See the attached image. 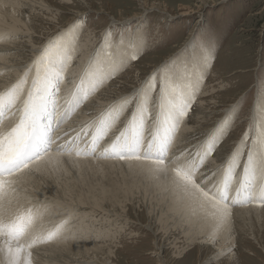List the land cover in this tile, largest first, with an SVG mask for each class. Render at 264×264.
I'll use <instances>...</instances> for the list:
<instances>
[{"label": "snow or ice", "instance_id": "snow-or-ice-1", "mask_svg": "<svg viewBox=\"0 0 264 264\" xmlns=\"http://www.w3.org/2000/svg\"><path fill=\"white\" fill-rule=\"evenodd\" d=\"M77 27L48 41L20 78L0 91V264H33L34 248L54 243L70 230L71 217L45 224L47 207L19 203L23 178L48 166L59 167L62 157L139 165L151 177L162 178L192 214L214 222L213 240L215 232L230 225L234 207L264 208V107L257 108L239 140L217 155L221 163L214 168L208 167L209 160L229 135L232 116L191 150H172L203 79L198 65L154 73L141 89L74 130V135H57L60 125L124 62L123 53L111 51L108 33L79 81H68L73 86L60 105L61 85L79 39ZM11 38L0 35V41ZM130 59H136L135 53ZM10 116L16 118L5 127ZM63 137L69 138L57 143Z\"/></svg>", "mask_w": 264, "mask_h": 264}, {"label": "rangeland", "instance_id": "rangeland-1", "mask_svg": "<svg viewBox=\"0 0 264 264\" xmlns=\"http://www.w3.org/2000/svg\"><path fill=\"white\" fill-rule=\"evenodd\" d=\"M52 1H55L56 6L60 8V11L57 9L60 26L66 22L70 13L83 12L80 13L81 18L77 22L83 33H80L79 28H76L75 31L78 37L81 34L80 37L83 38H86L85 34L88 31L89 38L92 40L89 50L83 49L81 54L72 52V62H74V57L75 62L73 63L72 73H70L68 77L66 74V77L68 81L73 82H75L74 77L80 76L77 74L84 71L87 66L90 60L89 58L87 59L88 52H91V48L95 49L94 47L97 46V43L99 44L98 47H96V52L103 48L105 40L100 39L99 35L107 28L110 19L133 17L132 15H134V13L138 15V13L142 11L143 4V0ZM146 1L148 6L150 3H155L154 5L156 8L160 10L167 9L169 12H175L179 4H185L191 6V10H194V12L186 17L187 19L176 17L174 19V17H172V20H170L169 18H164L162 12L157 14V12L154 13L151 11L150 15L144 19L145 23H141L144 24L139 27L142 29L141 31H132V29L138 26L137 24H134L131 28L128 26L129 24L114 25L112 28L108 27L110 28L108 33H111L109 38V43L112 45L111 51L115 54L118 51L123 53L125 50L130 52V54H128L126 58L128 63L124 64L123 67L119 66L115 74L103 84L117 79L123 81V79L127 77L123 75L125 72L124 70L127 68V71H132L133 73L132 77L134 78L130 80V88L132 89V87L134 88V86H136L137 88L133 92L135 93L146 84L148 78L154 73L161 72L165 68L175 71L181 69L183 66H188L191 69L195 62H201V68H198V70L199 75L202 76L203 79L197 91L198 93H196L195 102L188 115L185 117V120H187V125L189 126H198L196 121L193 122L196 117H198L201 122L203 121L205 123L203 129H212L218 125L217 122L219 119L226 117L222 112V107L229 103H234V111L230 113V116L234 118V123L231 125L230 133L224 141L225 145H222L217 153V155L224 154L228 148L239 140L246 130L249 122L256 114L253 113L256 107L252 106L256 103L257 96L264 93V0ZM165 4L167 8L164 6ZM88 9L92 11L85 14ZM199 9L200 11H198ZM29 10L28 12L25 11L27 15H31L29 14ZM152 10L156 11V9ZM70 30H73V26L60 33H54L51 40L58 34H63ZM11 37L17 38L18 36L15 35ZM145 43L148 45L150 44L149 47L145 48ZM43 44L44 47L47 43L43 42ZM130 45H134V47H130ZM190 45L196 48H190ZM193 50H197L198 54L193 53ZM132 53L136 55V59L134 60L130 59ZM199 54L201 59H199ZM30 81L31 77L29 78V82ZM120 83L121 82H115L117 85L115 89L121 87L119 86ZM72 86L71 83H68L63 92H68ZM111 88L114 89V86H111ZM203 88L206 91L200 93V90ZM100 89L98 91H100ZM97 92L93 95H97ZM60 94H65L64 97L67 95V93ZM201 95L203 98L206 96L204 98L205 100H201ZM90 98H88L87 101H89ZM87 101H85L84 104H87ZM115 103L117 102L113 104ZM200 106L203 107L202 112L199 111ZM81 110L82 108L80 107L74 120L66 124V130L72 128V124L79 113L82 112ZM204 115H206L205 119ZM190 117L193 118L190 119ZM86 122L84 121L83 124ZM67 127H69V129ZM199 127L200 126H198V128ZM205 133L206 132L201 133L204 134L201 138L205 137ZM194 140L195 138H189L187 140V145L189 146L191 144L190 150L193 145H195ZM217 155L214 153L213 156L217 157ZM220 163V160L217 159L215 164H208V167L214 168ZM213 165L214 167H212ZM87 166L89 165H86V167L84 166L82 171L85 170V168L86 170H91H88L89 172L83 171L84 173L88 172L90 177L94 173L92 176L96 178L101 175L100 177L103 179L100 177L97 179L104 180V182L110 181L111 178V180L116 182L117 180L122 182L130 178L128 173L132 174L134 169L136 170V168L131 169L129 166H114L113 168L110 166H100L98 164L90 166L91 168H87ZM78 169L77 172H79ZM130 169L132 171H130ZM122 171L125 172L126 175ZM136 172L140 174L141 177H139L143 178L142 180L145 179L146 176L144 177V175L147 174L141 175L142 173L139 171H134L133 176L137 177V175H135ZM122 173L124 175L121 177ZM104 174L107 175L105 176ZM127 176H129V178ZM161 179L153 178L149 180V182L151 181V183L155 184H152L153 186L151 185V187L150 183H147L149 186L146 187L145 182L147 181L145 180L147 179H145V182L142 181L143 185H141L139 189H141V187H144V189L146 188V190H144L146 194L141 189L139 190V196L137 193L135 195L136 197L133 196V198H131V200L134 198L136 200L134 199L131 201L128 199L124 201L123 206H125V212H121V214L123 215V219L129 222L128 226L125 228L127 232L123 237L119 236V239H116L117 242L110 238L105 242L113 241L109 246H113L111 248V257L115 260L116 264H264V209L263 211H261L262 209L260 211H249L250 213H244L245 216L243 215V217L232 215L231 223L227 226L230 228L227 232L229 235L225 236L221 234L220 229L215 232V239L213 240L210 236L215 227L214 222L206 217L203 218L202 214L198 213L199 216L191 214L192 212L189 207H186L187 210H190H188V212L192 215L189 216L190 214L186 212L187 210L185 211L183 209L185 207L183 206L184 204L180 202V205L176 197L165 189L167 188L164 187L166 184L164 180ZM156 184L157 187L158 185L164 187L162 188L163 191L161 188H157L159 190L158 192H160V194L162 193V196L167 193V198L171 199V202L168 199L169 203L167 204V199H163L166 195L162 197L156 191ZM152 187L153 189L155 188V191H153ZM150 188L152 190H149ZM150 191L152 194L154 193V197L151 193H148ZM142 194L143 196L149 195L147 199L144 197L142 199ZM150 195H152L153 199L156 198V200H151L152 197ZM169 195L171 196L168 197ZM157 196H159V198ZM172 196H174V198ZM148 197L150 199L149 201ZM161 200L163 203L160 202ZM159 202L161 204H159ZM174 202L176 206L180 205L182 208L175 207V204H173ZM145 203L148 205H145ZM171 203L173 205H170ZM151 204H156V208L165 205L166 208L161 207V210V208L158 207L157 209L159 211L154 208L153 212V206L150 207ZM168 206H171V208H167ZM173 206L175 207L174 210H176V208L178 209L176 210V214H173L175 213ZM165 209H170L171 211L168 210V212L172 213H168ZM73 210H75V208H73ZM165 213H168L169 216ZM178 213L183 214V216ZM89 215L93 217L94 213H89ZM195 215L197 216L196 218ZM201 215L204 219H202V221L210 223L206 227L208 228L207 230L206 228H202L200 219H197L201 218ZM193 217L195 220L192 219ZM63 218H66V216L61 215L59 220ZM85 218L82 217L83 222L88 223L89 220ZM246 219L251 220L248 222ZM193 222H196L195 226ZM74 223L75 221L73 220L72 227ZM197 223L199 224L197 225ZM128 228L133 230L132 233H129ZM203 230H205L206 233H203ZM203 240L205 244L199 245L197 243ZM224 240L226 241L224 246L230 245V247L223 252L216 253V250H218L217 245L220 241L224 242ZM224 246H221V248ZM109 263L110 261H108V264Z\"/></svg>", "mask_w": 264, "mask_h": 264}, {"label": "bare ground", "instance_id": "bare-ground-1", "mask_svg": "<svg viewBox=\"0 0 264 264\" xmlns=\"http://www.w3.org/2000/svg\"><path fill=\"white\" fill-rule=\"evenodd\" d=\"M154 4L155 3H150V5L148 6L147 1L143 0L142 11H140L138 15L134 13L135 16L132 15L133 17H125V18L120 17V18H115L112 20L110 19V23L107 26V28L104 29V32L99 35L100 39L105 40L104 38L106 37L108 30L114 27V25L129 24L128 26H130L131 28L134 24H137L138 26L135 29H132V31L134 30L141 31L142 29H140L139 27L140 25L142 26L144 25L141 23H145L144 19L148 15H150L151 11H153L154 13L157 12V14L162 12L163 17L169 18L170 20H172L171 19L172 17H174V19L175 17L176 18H186L190 16L192 12H194V10H191L192 9L191 6L185 5V4H179L176 8L177 10L174 9L176 13L169 12L167 9L160 10L159 8H156ZM164 6L167 8L166 4ZM57 9H59L60 11V8L56 6L55 1H52V0H0V35H10V36L17 35L18 36L17 38H12L10 40L6 39V40L0 41V73H2V75H0V90L15 83L20 78V74L24 71L25 66L30 64L34 60L33 57L34 56L37 57L38 54L40 53L44 45L43 42L47 43L48 41H50L54 33L55 34L60 33L63 30H67L70 27L79 24L77 22L81 18L80 13H83V12H75L72 14L70 13V16L67 18L66 22L62 26H60L59 13ZM152 9H156V11ZM28 10L30 12L29 14L31 15H27V13H25V11L28 12ZM89 11H92V10L91 9L86 10L85 14H88ZM198 11H200V9ZM174 14H177V15H174ZM79 31L81 34L83 33V31L80 28H79ZM80 35H79V39L77 40L74 46L73 52H78L81 54L83 49L89 50V46L91 45L92 40L89 38L88 31L85 34L86 38L80 37ZM98 44L99 43L96 44L97 45L96 47H98ZM149 45L145 43V48L149 47ZM96 47H94L95 49L91 48V52H88L87 59L88 58L90 59L91 57H93V55L96 53V49H97ZM190 48H196V47L190 45ZM193 53H197V50H193ZM123 54H124L123 56L124 62L123 64L120 65L122 67L124 66V64L128 63L126 61V58H127V55L130 54V52L124 50ZM199 59H201L200 54H199ZM72 61L67 68V72H66L67 77L70 75V73H72L73 63L75 62V57H74V62ZM194 65H198V68H201L200 67L201 62H195ZM124 71H123L124 72L123 75L127 77L124 79L122 78L123 81L121 80L119 81L117 79L115 81L104 84L102 88L100 89V91L97 92L98 93L97 95H93V97L91 98L89 97L90 100L87 101V104H84V105L82 104L81 106L82 112L79 113L78 117L73 122L72 128L70 129L71 133L69 135L73 133L72 132L73 129H75V127L78 124L83 125V122L84 121L86 122L87 119H88L87 122L91 121V119L93 120L98 115L99 112L104 111L109 106H111L114 102H118L122 98L131 95L136 90L137 88L136 86H134V88L132 87V89L130 88L131 87L130 80L134 78L132 77V74H133L132 71H127V68ZM67 77H66L65 83H63L61 86L60 93H67L66 91L63 92V90H65L68 84ZM116 81L121 82L119 85L121 87H118L115 89V87L118 85L117 83H116L117 85L115 84ZM111 86H114V89H112ZM205 91L206 90L203 88L200 90V93H204ZM60 95L64 97L65 94L63 95L60 94ZM201 98H202L201 100H205L202 97V95H201ZM252 107H256V109L253 110V113H256L258 107H264V93H262L260 96H257V101ZM199 108H200L199 111L202 112L203 107L200 106ZM222 108H223L222 110L223 114H225V116L228 117L230 116V113L234 111L233 109L235 108V104L229 103L223 106ZM226 117L219 119L217 123L219 124ZM192 118L193 117H190V119ZM205 118H206V115H204V119ZM195 121L197 122L196 124L200 126L199 128L196 125L195 126L187 125L188 122L187 120H185V118L181 122L179 129L177 131V134L175 136V141H174L173 148H172L173 151L182 150L185 148L189 149L191 145V144L189 146L187 145L188 143L187 140L189 138H193V139L195 138L196 141L194 140L195 142L194 144H197L201 140L204 139V137L201 138V136L204 135L201 133L203 132L208 133L210 130L213 129V128L203 129L205 126L204 125L205 123L203 121L201 122V120H199L198 117H196V119L193 122ZM9 122H11V120L8 121L7 123ZM7 123L5 127L8 126ZM67 128L69 129V127ZM223 145H225V142L223 143ZM217 153H215V155H217ZM213 157L210 158L209 163H208L209 165L212 163L215 164V162L217 161L216 157L214 158ZM61 161H62L61 164L57 168L48 166L46 168H43L41 171L37 172L35 175L25 176L23 178L24 182L21 185L20 200H19L20 205L25 206V207H28V206L47 207L49 211L45 219V224L58 222L61 215L66 216V217H71L72 223H73V220L75 221L73 227L71 226L70 230L65 234V236L62 239L54 243L47 244V245H40L32 250L33 251V264H108V261H110L109 264H116L115 260H113L111 257V248L113 246H109L110 244L113 243V241H110V242L107 241V243L105 242L109 238L111 240L113 239L114 241H116V239H119V236L123 237L125 235V233L127 232V229L125 228L128 226L129 222H126L125 219H123V215L121 214V212H125L124 210L125 206H123L124 201L128 199L131 200V198H133V196H135L137 193L139 196V193H140L139 190L142 189L143 192L144 190H146V188L144 189V187H141V189H139L140 186L143 185L142 181H144L145 179H147L145 180L147 182L144 181L146 184V187L149 186L148 185L149 183H150V187L152 184L155 185L154 183H151V181L149 182V180L153 179V177L148 175L145 170H142V168L139 165L132 164L131 166H129L128 164L121 162V161L100 160V159L94 160L91 158L80 159L76 161V158L74 157L73 158L62 157ZM95 164H98L100 166H110L112 168L114 166H129L131 169L136 168V170L134 169V171H139L140 173H142L141 175L143 174H147V175H144V177L145 176L146 177L144 180H142L143 178H140L141 176L139 173L137 174V172L135 174L137 175V177L133 176V173H134L133 171L132 174L128 173L130 178L129 176H127L129 179H126L122 182H119L120 180H117V182L114 180H111L112 178L110 179V181L104 182V180L97 179L101 175L98 176L97 178L93 177L92 176L94 174L93 172H92L93 174L91 173L92 175L90 177L89 176L90 174H88L89 172L88 170H91V169L86 170L85 168V170L83 171H88L86 173L82 171V168L84 166L86 167V165H89L87 166V168L88 167L91 168L90 166L95 165ZM212 167H214V165ZM77 169L79 172H77ZM131 169L130 171H132ZM123 173L125 174V172ZM123 173L121 174V177L124 175ZM157 184H156V189L157 188L162 189L164 187H167V185L164 187L159 186L160 183L157 187ZM152 189L150 188L149 190H152ZM153 191H155V188L153 189ZM156 191L158 192L159 190L157 189ZM148 193L152 194L151 191ZM158 193L160 194V192ZM148 195L149 194H147V196ZM152 195L154 197V193ZM152 195L150 196L152 197ZM165 195L163 196L161 195V196L165 197ZM167 195L163 199L164 200L167 199L168 201L169 198H167ZM147 196L146 195L143 196L142 194V199L143 197L147 199ZM159 196L157 197L159 198ZM170 196L171 195H169L168 197ZM153 197L151 198V200L153 201L156 200V198L153 199ZM172 197L174 198V196ZM149 200L150 199L148 197V201ZM162 200L160 201L161 203H163L164 201ZM169 200L171 202V199ZM153 201H152V204H153ZM160 202L159 204H161ZM168 203L169 201L167 202V204ZM152 204L150 205V207L153 206L152 209L154 212V208H156L155 207L156 204L155 205H152ZM173 204H175V202ZM173 204L171 203L170 205H173ZM145 205H148V204L145 203ZM145 205H142V206H145ZM165 205L163 207L161 205V207L166 208L167 205L166 206ZM180 205L176 206L175 204V207L179 208ZM183 206H185L183 209L186 211L187 210L186 207L188 206L186 204H184ZM158 207L161 208L160 206ZM175 207L173 208V210L175 209ZM73 208H75V210H73ZM167 208H171V206H168ZM177 208L176 210H178ZM180 208H182V206ZM263 209L264 208L257 207L255 205L254 206L248 205L244 207H234L232 210V215L243 217L244 213L248 214L250 213L249 211H258V210L263 211ZM168 210L166 211L168 212ZM176 210H174L175 213L173 214H176ZM188 210L186 212L190 214ZM81 211H84V212H81ZM89 213L90 214L94 213L93 217L90 216ZM168 213H172V212H168ZM168 213H165V214L167 215ZM191 214L189 216H192ZM181 215L183 216V214ZM196 215L199 216L198 213ZM196 215H195V218L197 217ZM167 216H169V214ZM82 217L84 218L86 217L85 219H88L89 222L88 223L83 222ZM203 218L201 215V218H197V219H200V222L202 223L201 226L203 229H205L210 223H206V221H202ZM192 219H194V217ZM249 220L247 221L249 222ZM193 224L195 226L196 222L195 223L193 222ZM198 224L199 223H197V225ZM207 229L208 228H206V230ZM228 229L230 228L226 226L221 229L220 233L225 236L229 235L227 233ZM128 230H129V233H132L133 231L130 228H128ZM202 232L206 233L205 230H203ZM225 242H226L225 240L224 242L223 241L219 242V244L217 245L218 250H216V253L223 252L230 247V245L224 246ZM197 243L199 245L205 244L204 240L199 241ZM221 246H224V247L221 248Z\"/></svg>", "mask_w": 264, "mask_h": 264}]
</instances>
